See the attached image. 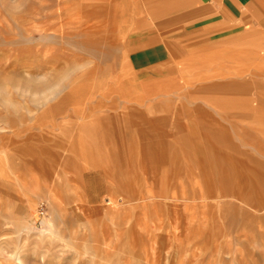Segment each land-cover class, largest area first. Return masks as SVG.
Segmentation results:
<instances>
[{
  "label": "rangeland",
  "instance_id": "rangeland-1",
  "mask_svg": "<svg viewBox=\"0 0 264 264\" xmlns=\"http://www.w3.org/2000/svg\"><path fill=\"white\" fill-rule=\"evenodd\" d=\"M168 4L0 0V264H264V25Z\"/></svg>",
  "mask_w": 264,
  "mask_h": 264
},
{
  "label": "crops",
  "instance_id": "crops-1",
  "mask_svg": "<svg viewBox=\"0 0 264 264\" xmlns=\"http://www.w3.org/2000/svg\"><path fill=\"white\" fill-rule=\"evenodd\" d=\"M169 4L170 14L186 16L192 20L196 17L195 21L201 25L199 23L200 26L191 29L195 31L206 32L209 17L216 20L220 18L222 23L224 14L228 11L234 18L238 17L249 23L250 38L258 36V24L264 25V0H169ZM159 8L163 9L164 6Z\"/></svg>",
  "mask_w": 264,
  "mask_h": 264
}]
</instances>
